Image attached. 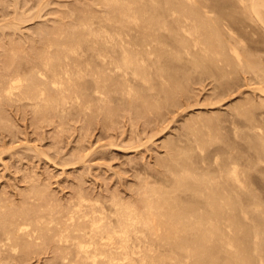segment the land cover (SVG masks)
Returning a JSON list of instances; mask_svg holds the SVG:
<instances>
[{"label": "bare ground", "instance_id": "1", "mask_svg": "<svg viewBox=\"0 0 264 264\" xmlns=\"http://www.w3.org/2000/svg\"><path fill=\"white\" fill-rule=\"evenodd\" d=\"M97 2L107 10L71 30L40 27L34 71L0 77V96L58 114L67 105L110 112L113 103L151 99L159 109L177 103L190 78L212 75L225 92L239 70L260 79L254 90L261 96L233 101L223 116L185 122L184 143L159 163L164 171L139 200L80 191L66 205L35 206L34 215L31 204L0 207V253L26 256L49 242L57 264H264V33L257 26L264 30V0Z\"/></svg>", "mask_w": 264, "mask_h": 264}, {"label": "rangeland", "instance_id": "2", "mask_svg": "<svg viewBox=\"0 0 264 264\" xmlns=\"http://www.w3.org/2000/svg\"><path fill=\"white\" fill-rule=\"evenodd\" d=\"M96 3H98L97 0H0V56L5 54L0 57V66L3 68H0V77H7L18 71L24 72L23 75L34 71L35 58H38L37 48L40 46L42 48L45 38L41 30L44 28L51 30L53 27L71 30L72 25H77L80 18L89 17V14L93 12L98 13L100 9L101 12L107 10L104 4L98 7L100 4L96 5ZM19 13L22 14L20 17H18ZM22 17L21 21L16 20ZM4 24H10V26ZM15 26L19 27L15 28ZM257 26L261 27L259 29L264 33L262 26ZM40 27L41 30L37 33ZM21 42L22 44H19ZM24 51L27 55L22 53ZM260 54L264 56V52ZM14 59H17L16 64ZM26 67L32 69L28 71ZM239 71L240 77L233 79L234 84L231 83L233 86H227L228 93L227 88L224 92L219 87L214 76L206 75L207 77L203 78L195 76L187 80V88L184 87L186 90L177 89L178 99L174 100L177 103L170 100L172 102L162 103V107L157 109L150 104V102L153 103V99L148 101L150 107L147 103L140 101L134 104L127 102L125 104L129 105L126 106L117 102L109 107L108 111L113 114L94 109L91 111L76 105H70V107L67 105V111L64 112L66 115L62 112L58 114L53 109L48 112H36L29 100L17 99L16 101L15 98L11 100L1 94L0 99L2 96L3 98L0 100V112H3L0 113V207H9L10 204L14 208L17 206L16 208L27 209L23 206L27 207L31 204L33 207H29L33 211L30 214L34 215V209L39 208H34L35 206L66 205L80 191L93 198L107 199L116 193L115 195L124 199L139 200L143 196L144 186L153 184L152 182L161 174L160 171L163 168L159 163L165 162L166 159L170 160V155L174 153L173 146L177 142L184 143L182 136L185 137V122L197 116H223L226 111H229V104L234 103L233 101L247 96H261L258 90H254L256 88L254 86L262 85L261 81H257L259 78L254 73ZM8 72L11 73L8 74ZM26 102L29 104L27 105ZM73 106L76 108L74 109ZM144 107L149 110L146 111ZM138 108L140 110H137ZM169 153L171 154L168 155ZM38 186L42 187L37 188ZM140 186L142 191L138 189ZM30 193L33 196L31 194L29 197ZM42 196L43 199H41ZM48 243H42L43 245L37 246L38 248L26 256L21 254L16 256L9 250H1L0 264H57L54 258L57 251L53 243ZM40 246H43L42 249ZM32 254L35 256L33 257Z\"/></svg>", "mask_w": 264, "mask_h": 264}]
</instances>
